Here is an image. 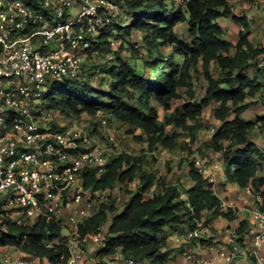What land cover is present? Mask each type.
<instances>
[{
    "label": "clouds",
    "instance_id": "1",
    "mask_svg": "<svg viewBox=\"0 0 264 264\" xmlns=\"http://www.w3.org/2000/svg\"><path fill=\"white\" fill-rule=\"evenodd\" d=\"M0 264H264V0H0Z\"/></svg>",
    "mask_w": 264,
    "mask_h": 264
},
{
    "label": "trees",
    "instance_id": "2",
    "mask_svg": "<svg viewBox=\"0 0 264 264\" xmlns=\"http://www.w3.org/2000/svg\"><path fill=\"white\" fill-rule=\"evenodd\" d=\"M227 90H228V89L226 88L225 91H227ZM138 194H139V193H137V195H138ZM132 199H135V197H133ZM113 239H118V237H115V236H114Z\"/></svg>",
    "mask_w": 264,
    "mask_h": 264
}]
</instances>
